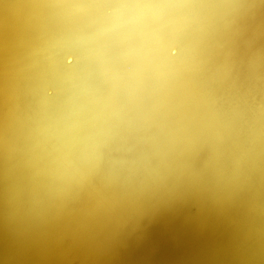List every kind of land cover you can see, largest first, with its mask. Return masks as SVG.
I'll return each instance as SVG.
<instances>
[{
  "label": "bare ground",
  "instance_id": "bare-ground-1",
  "mask_svg": "<svg viewBox=\"0 0 264 264\" xmlns=\"http://www.w3.org/2000/svg\"><path fill=\"white\" fill-rule=\"evenodd\" d=\"M0 264H264V0H0Z\"/></svg>",
  "mask_w": 264,
  "mask_h": 264
}]
</instances>
